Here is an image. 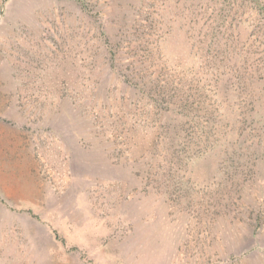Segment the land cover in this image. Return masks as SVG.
I'll use <instances>...</instances> for the list:
<instances>
[{
  "label": "rangeland",
  "instance_id": "obj_1",
  "mask_svg": "<svg viewBox=\"0 0 264 264\" xmlns=\"http://www.w3.org/2000/svg\"><path fill=\"white\" fill-rule=\"evenodd\" d=\"M0 264H264V0H0Z\"/></svg>",
  "mask_w": 264,
  "mask_h": 264
},
{
  "label": "trees",
  "instance_id": "obj_2",
  "mask_svg": "<svg viewBox=\"0 0 264 264\" xmlns=\"http://www.w3.org/2000/svg\"><path fill=\"white\" fill-rule=\"evenodd\" d=\"M187 102H188V100H187ZM194 103V102H193ZM191 106H192V104H191ZM183 125H185V124H187V121H184V123H182ZM188 128H189V126H188ZM190 128H191V126H190Z\"/></svg>",
  "mask_w": 264,
  "mask_h": 264
}]
</instances>
